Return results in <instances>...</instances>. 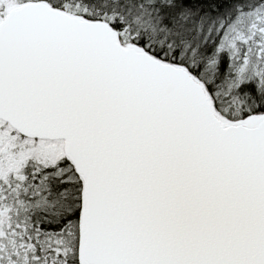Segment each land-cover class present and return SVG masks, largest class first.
Masks as SVG:
<instances>
[{"label": "snow or ice", "instance_id": "1", "mask_svg": "<svg viewBox=\"0 0 264 264\" xmlns=\"http://www.w3.org/2000/svg\"><path fill=\"white\" fill-rule=\"evenodd\" d=\"M0 264H264V0H0Z\"/></svg>", "mask_w": 264, "mask_h": 264}]
</instances>
